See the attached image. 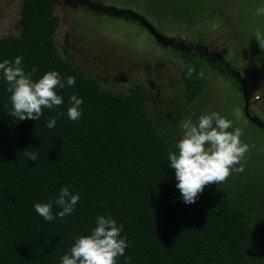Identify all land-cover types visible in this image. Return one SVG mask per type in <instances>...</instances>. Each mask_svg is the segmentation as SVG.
Listing matches in <instances>:
<instances>
[{"label": "trees", "instance_id": "1", "mask_svg": "<svg viewBox=\"0 0 264 264\" xmlns=\"http://www.w3.org/2000/svg\"><path fill=\"white\" fill-rule=\"evenodd\" d=\"M92 1L131 10L146 22L149 15L159 16L161 26L171 28L216 22L223 8L241 2L240 25L230 30L234 35L226 33L232 47L225 57L184 52L188 62L180 71L174 103L166 110L152 109L143 82L114 92V85L103 86L60 54L54 40L58 0H21L18 34L0 37V62L22 57L26 72L38 69L34 81L59 72L65 87L56 91L64 102L43 109L39 121H20L9 115L11 93L0 73V264H61L76 238L92 233L100 215L124 226L121 236L128 247L117 264H264V121L251 118L240 72L227 67L231 58L234 65L251 63L264 80V50L255 38L257 31L264 34V15L256 14L264 0ZM188 66L196 70L191 78ZM210 69L233 84L241 102L246 97V122L230 109L217 112L232 122L229 131L243 130L241 141L250 151L243 172L205 186L195 203L185 204L168 152L178 151L175 145L183 136L180 108L205 96ZM68 76L75 77L73 86H67ZM259 93L262 99L258 96L255 105L264 113V82ZM72 95L84 101L76 121L67 114ZM49 118L56 119L54 128L46 126ZM26 149L38 154L36 161L24 155ZM62 187L80 200L71 215L46 221L34 204L54 201ZM60 210L54 206L53 214Z\"/></svg>", "mask_w": 264, "mask_h": 264}, {"label": "rangeland", "instance_id": "2", "mask_svg": "<svg viewBox=\"0 0 264 264\" xmlns=\"http://www.w3.org/2000/svg\"><path fill=\"white\" fill-rule=\"evenodd\" d=\"M20 3L21 0H0V37L18 34ZM105 4L92 0H58L54 11L59 18L54 35L57 49L76 67L97 77L103 86L114 85V92L127 91L133 83L143 82L148 90L147 105L152 109L166 110L174 103L180 71L188 62L184 52L195 50L218 58L225 57L232 47L226 33L232 28L237 30L240 25L236 11L241 2H231L223 8L218 21L200 23L195 27L161 26L159 16L149 15V24L161 30L156 31L160 39L152 35L139 17L138 23L131 20V10ZM231 33L234 35L233 31ZM172 42H177V45ZM233 60L230 59L227 67L240 72L241 81L246 85L250 98L248 113L254 121L262 123L264 113L256 108L255 100L258 96L262 99L259 90L260 82L264 80L251 63L234 65L230 63ZM207 84L201 101L194 106L180 108L178 119H187L195 113L192 116L195 121L202 112H227L230 109L239 122H246L243 108L246 97L241 102L233 93L232 83L210 69Z\"/></svg>", "mask_w": 264, "mask_h": 264}, {"label": "clouds", "instance_id": "3", "mask_svg": "<svg viewBox=\"0 0 264 264\" xmlns=\"http://www.w3.org/2000/svg\"><path fill=\"white\" fill-rule=\"evenodd\" d=\"M256 14L264 15V7L257 8ZM255 38L259 47L264 50V34L257 31ZM22 60L18 56L14 62L7 59L0 62V73L8 84L7 91L11 93L12 110L9 115L20 121H39L44 114L43 109H52L63 104V97L57 94L56 89L65 87L64 78L57 71H49L38 81H34L32 73L38 69L33 67L31 73L26 72ZM195 73L194 67H187L188 77H193ZM199 75L202 76L203 73ZM66 81L67 86H73L75 77L68 76ZM69 103V119H80L83 99L72 95ZM192 116L179 123L183 136L175 145L178 151L170 148L168 152V164L175 170L178 181L176 187L180 190L185 204L195 203L205 186L224 183L234 172H243V161L250 151V146L241 141L243 130L236 127L234 131H229L233 127L232 122L222 117L219 112H202L195 121ZM46 126L54 128L56 119L49 118ZM23 153L30 161L38 158L37 153L28 149ZM79 200V194H73L68 187H62L54 201L36 203L34 208L37 214L50 222L57 217L63 219L71 215ZM54 206L61 209L55 215ZM95 225L90 235L76 238L70 253L61 257V264H117L118 257L124 256L128 247L127 238L121 236L124 226L118 225L111 216L104 215L96 218ZM130 259L129 257L128 260Z\"/></svg>", "mask_w": 264, "mask_h": 264}, {"label": "water", "instance_id": "4", "mask_svg": "<svg viewBox=\"0 0 264 264\" xmlns=\"http://www.w3.org/2000/svg\"><path fill=\"white\" fill-rule=\"evenodd\" d=\"M130 14H131L133 17H135L136 19L138 18L137 16L134 15V13L130 12ZM143 24H145V25L149 28V30L151 31L152 35H153L155 38H160V39H162L160 36H158V35L156 34V31L154 30V28H153L149 23H147L146 21H143ZM246 110H247V104H246V106H245V115L248 116V114L246 113Z\"/></svg>", "mask_w": 264, "mask_h": 264}, {"label": "flooded vegetation", "instance_id": "5", "mask_svg": "<svg viewBox=\"0 0 264 264\" xmlns=\"http://www.w3.org/2000/svg\"><path fill=\"white\" fill-rule=\"evenodd\" d=\"M84 6H86V5H84ZM84 6H83V7H84ZM91 10H92V9H91ZM93 12H94V11H93ZM172 44H174V42H172Z\"/></svg>", "mask_w": 264, "mask_h": 264}]
</instances>
